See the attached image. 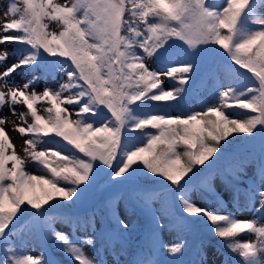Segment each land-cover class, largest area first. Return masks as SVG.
<instances>
[{
  "label": "snow or ice",
  "instance_id": "1",
  "mask_svg": "<svg viewBox=\"0 0 264 264\" xmlns=\"http://www.w3.org/2000/svg\"><path fill=\"white\" fill-rule=\"evenodd\" d=\"M254 2L11 0L0 24V46L12 43L32 51L11 64L6 62L12 54L0 51V111L7 107L26 125L11 121L24 138L18 154L5 129L8 117L0 115V241H9L18 225L31 224L58 241L72 264H97L54 227L60 220L71 224L73 234L88 225L96 231V214L52 213L80 207L103 179L110 189L131 188L139 198L135 203L146 217L143 230L153 253L166 247L176 256L185 249L184 242L163 244L165 228L191 233L204 224L242 258L241 264H264V224L236 218L222 201L226 196L235 207L243 195L246 207L264 217V18H256L255 27L247 24ZM255 11L264 16V8ZM180 44L187 47L183 61L169 59ZM210 53L224 59L234 80L243 77L249 85L229 83L219 88L218 102L203 111L172 115L199 70V58ZM37 71L44 77L62 73L66 80L57 81L58 89L41 88ZM24 73L27 82L10 83L14 74ZM166 80L174 86L168 88ZM42 102L48 106L38 108ZM17 105L26 110L17 112ZM231 108L251 114L233 117L226 114ZM256 139L262 144L257 176L241 188L229 177L239 180L245 161L230 149L237 140ZM33 162L41 174L28 170ZM150 174L159 188L140 182ZM217 178L227 182L228 193L216 190ZM194 193L204 198L198 201ZM157 197L159 209L151 206ZM111 222L97 233L101 239L123 241L132 231L115 211ZM245 233L255 241L238 239ZM7 253L2 264H60L44 253L36 259L11 246Z\"/></svg>",
  "mask_w": 264,
  "mask_h": 264
},
{
  "label": "rangeland",
  "instance_id": "2",
  "mask_svg": "<svg viewBox=\"0 0 264 264\" xmlns=\"http://www.w3.org/2000/svg\"><path fill=\"white\" fill-rule=\"evenodd\" d=\"M11 0H0V24L4 23V13L8 10V6L10 4ZM55 2H66V0H54ZM256 18H264V16L257 15ZM11 19V17H9ZM251 27H255V25H249ZM55 23L50 24V29H55ZM217 47L218 46H213ZM222 49H220L221 51ZM0 51H8L12 55L10 56L9 60L6 62L7 64L15 63L19 60V56L14 51V46L12 43H8L5 46H0ZM212 54H205L206 58H209ZM203 56V55H202ZM201 56V57H202ZM156 64L161 66L160 61H157ZM38 73H41L40 71H37ZM15 79H10V83H20V82H27L25 75H16L14 74ZM28 77V76H27ZM66 80V77H63L62 73L56 74L54 77L51 78L50 86L57 87V81L64 82ZM169 80H166V86L169 85ZM59 85V84H58ZM67 95V94H65ZM202 97L208 99L210 102H218V93L216 92L214 86L212 85H205L202 90ZM192 99L190 97H184L182 98L181 104L186 107L187 103L190 102ZM46 103H40L37 105L38 108L45 107ZM26 108L22 106L21 112L25 111ZM2 115V114H1ZM3 116V115H2ZM30 120V117H29ZM18 124L20 126H26L23 122V120L18 119ZM5 129L8 131L7 127L5 126ZM9 132V131H8ZM16 138L19 140V144L17 146V152L18 154L21 153L23 145V137L18 132L16 133ZM260 142L259 139H256L253 141V143H250L249 145L251 147H255L257 143ZM246 149H251L250 147H244L242 150L244 151ZM11 167V164L8 165ZM39 169V165L36 163H31L28 165V170L31 171L33 174ZM244 179L251 178L254 176V167L246 165L243 168L242 173L239 174ZM217 187V191H220L222 193H228L229 189L225 187L226 181H221L219 178H217L214 182ZM99 188V187H98ZM116 191L115 189H110L106 185H101V187L96 191L95 196H102L103 199L105 197H108V195L112 192ZM196 200H201L204 197L201 195V193H194L193 194ZM223 203H227L229 210L231 209V203L229 204L227 202V197H222ZM151 206L153 208L159 209L160 208V198H155L152 200ZM209 206H212L211 201L209 200ZM256 207H259L258 204H256ZM76 209H65L61 210L60 212L52 213V215H67L72 214L76 215ZM231 212L234 214V216L238 219H256L259 220L260 224H264V217L259 219V215L257 212H255L251 207H234L232 208ZM103 213V212H102ZM118 214L121 219H124L125 222H128L129 225H131V222L133 221L134 217L126 214L123 209H119ZM105 222L104 215L101 214L99 218V222L97 223V228H99V225L101 223ZM163 222V221H162ZM54 227L61 232H64L71 237L73 240L72 242L76 244L77 246H81L84 248L85 253L88 255V257L94 261L97 262V264H100V261L103 260L104 264H132V261L140 259L145 261V264H147L148 261L156 260L158 261V258L154 259L150 253L146 249L143 248V246L138 247L136 245V241L138 238H134L133 232H130L128 236L123 240H115L111 241L110 245H106V240L102 239L99 240L95 235V232L93 229H90L87 227H77L75 234H73V228L70 224L64 223L62 221L57 222ZM162 241L165 245H172L176 243L177 236L175 232L167 233L166 231H162ZM79 237V239H78ZM84 239H92L94 243L92 245H85L83 244ZM241 241H255V236L250 234H242L240 237H238ZM46 243L45 238L42 236L41 228L35 229L32 227L31 224H23L17 226L16 234L13 235L9 241H0V264H2L3 260L8 255L7 253V247L11 246L15 249H28L30 252H28L30 255L33 256V258L39 259L41 253H44L46 256H50L48 251L44 249V244ZM140 250V251H138ZM160 253V252H159ZM161 254L162 257L160 258L159 262L160 264H241V260H233L231 258L225 257V254L218 250L214 245L212 244H205L204 242H201L197 248V250L193 251L191 258H186V255L188 252L183 251L182 254H178L176 256L171 255L166 247H161ZM52 257V256H51Z\"/></svg>",
  "mask_w": 264,
  "mask_h": 264
},
{
  "label": "trees",
  "instance_id": "3",
  "mask_svg": "<svg viewBox=\"0 0 264 264\" xmlns=\"http://www.w3.org/2000/svg\"><path fill=\"white\" fill-rule=\"evenodd\" d=\"M256 8H264V0H255V2L250 7V9L247 10V21H254L256 19L257 17V13L255 11ZM180 45H181L180 48L177 49L176 47L172 50V52L169 54V57H168L169 59H172L174 57L176 62L183 61L184 59L183 53L187 51V47L182 44ZM31 51L32 50L30 48H17V52L21 53V59L24 56L28 55ZM198 63H199V70L196 73V75L193 77V79L190 80L189 84L186 86L187 91L185 94V96L189 95L188 97L192 96L194 99L188 102L186 107L180 104V107L178 109H173L171 112L172 115L187 114L188 112H192V111H203L205 107H207L210 104L215 103V102H210L208 101V99L201 97V92H202L201 87L205 84H209V83L213 84L214 88L218 92L220 87L225 86L229 83H236L241 88L248 86L250 83V81L245 80L243 77L239 78L238 80H234L232 76L228 72H226L225 67H224L225 61L222 57L213 55L210 58H206L202 56L199 58ZM155 67L159 68L160 65L156 64ZM241 71H244V70H241ZM248 75H251V74H248ZM173 86H174V82L169 80L168 88H172ZM197 97L199 98L196 99ZM152 103L153 102L151 101L149 102L150 105ZM147 114H149L148 111L141 112V115H147ZM226 114H229L233 117H242L245 114H251V113H247V110L231 108V109H227ZM131 135H136V134L131 133ZM233 135L247 136L248 134H233ZM229 139H232V137H229ZM253 141L255 140H237L230 149V152L236 154L238 159L245 161V166L249 165V166L254 167V176H252L251 178L243 179L239 177V180H234L231 177H229V180H231L232 183L238 184L239 187L241 188H246L248 184L252 181V178L257 176V164L260 159V154L262 151V144L260 141L257 143L255 147H251L249 144L253 143ZM49 147H54V146L49 145ZM244 147H250L251 149L239 151V150H242ZM34 174L39 175L41 173L38 169ZM160 179H163V178L161 177ZM151 181H152V177L150 174L148 177L141 178L140 182L142 184H147L150 187L159 188V185H152ZM99 182L101 183L97 184L96 190L89 194L86 201L80 207L75 208V209L81 210L93 202L96 191L101 187L102 184L105 185L103 179ZM164 183L170 184V182L166 180L164 181ZM99 184H101L100 187H99ZM204 192L205 190L201 188V193H204ZM116 196H119V200L116 201L114 204H110L109 203L110 198H114ZM136 199H139V198L133 197L131 188L116 190L110 193L108 197H105L103 200H101L95 207H93L92 210L82 212L81 214L78 213L76 215H80V216L87 218L86 214L95 213L96 214L95 220L97 224V222H99L100 215L103 214L105 218V222L101 223L99 228H97V225H96L95 233H98L104 227L110 228L113 226L111 222V213L113 211L118 213L119 209H123L126 214H129L134 217L133 221L135 222V226H133V223H131L129 227L130 229H132L131 232H133L134 238H138V240L136 241L137 244L143 243L148 249L151 250L150 244L147 242V239H146V236L143 230V225L146 222V217L141 212L140 208L136 206V203H135ZM227 202L229 204L231 203L228 199H227ZM245 205H246V199L242 195L239 205L235 207L243 208ZM231 206H232L231 209L234 208L232 203H231ZM24 207H29V206L24 205ZM231 209L229 211H231ZM258 215H259V219H261L262 216L259 213ZM58 221L60 220H57V222ZM88 227L92 228L91 225H88ZM162 231H166L167 233L175 232L177 236L176 243L177 242L185 243L186 246H185L184 251L188 252V254L186 255V258H191L193 251L197 250L201 242H204L205 244H213L218 250L222 251L227 258H231L233 260L240 259L242 261L241 257H239L237 254L233 253L230 249H228L225 245V242L222 239L216 237L213 234V232L209 229V227H207L204 224L197 225L196 230L191 233H183L176 229H168V228H165ZM162 231L160 232L161 240H162V233H163ZM42 232H43L44 237H46L48 241V246L46 247L45 245L44 249L46 248L49 251L50 256L54 257L57 261L60 262V264H72V262L68 259V257L60 250L58 246L59 242L55 241L53 238H50L47 235L46 230L43 228H42ZM96 237H99V236H96ZM160 248L158 249V251L160 250ZM20 251L28 254V251L25 249L21 248Z\"/></svg>",
  "mask_w": 264,
  "mask_h": 264
},
{
  "label": "bare ground",
  "instance_id": "4",
  "mask_svg": "<svg viewBox=\"0 0 264 264\" xmlns=\"http://www.w3.org/2000/svg\"><path fill=\"white\" fill-rule=\"evenodd\" d=\"M3 115V116H7L8 117V120L6 121L5 123V126L7 127L8 129V135L9 137L12 139L13 143L16 145V148L19 144V140L16 138V133L17 131L14 130V125L12 124L11 121H16V126H20V124H18V118L16 116H12L9 112H8V109H6V107L0 111V115Z\"/></svg>",
  "mask_w": 264,
  "mask_h": 264
}]
</instances>
